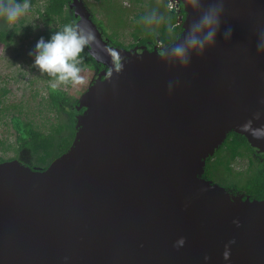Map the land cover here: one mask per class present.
<instances>
[{
    "label": "water",
    "instance_id": "water-1",
    "mask_svg": "<svg viewBox=\"0 0 264 264\" xmlns=\"http://www.w3.org/2000/svg\"><path fill=\"white\" fill-rule=\"evenodd\" d=\"M180 2V35L149 50L110 44L70 0L104 70L65 153L0 163V264H264V201L202 178L231 132L264 153V0Z\"/></svg>",
    "mask_w": 264,
    "mask_h": 264
},
{
    "label": "trees",
    "instance_id": "trees-1",
    "mask_svg": "<svg viewBox=\"0 0 264 264\" xmlns=\"http://www.w3.org/2000/svg\"><path fill=\"white\" fill-rule=\"evenodd\" d=\"M41 1L40 8H35L38 21L43 24L45 30L37 32L29 42L37 55L40 70L46 82H58L63 84L75 72V67L80 64L89 69L94 67L100 72L103 67L94 62L89 56L86 45L80 41L75 42L72 37L76 22L73 12L69 9L70 0H0V48H9L18 39L28 41L33 28L24 27L20 20L18 25L5 20L7 11L14 8L27 9L37 5ZM140 5L145 0H128ZM160 2L165 12H160L159 21L151 25L153 32L143 39L134 37V44L119 48H132L137 45H146L149 50L159 42L167 47L175 42L181 33V29L175 27V16L167 10L165 0H149L146 5L149 8H159ZM113 14H119L120 24L124 25L121 12L112 9ZM142 20L144 12L134 16ZM92 21L93 18L91 17ZM11 24V25H10ZM146 25L147 23L144 22ZM144 25V26H145ZM145 27H140L143 29ZM138 39V40H137ZM68 87L70 84H67ZM47 102L55 114L63 117L62 120L52 123L46 132L38 130L29 121H24L20 116L12 115L11 127L14 131V144L8 145L6 150H11L13 158L2 159L0 163L20 158L31 169L44 170L56 158L65 153L74 138L76 115L82 111H75L77 99L69 96L57 86L47 85ZM7 94L6 90L0 92V105L2 98ZM3 143L0 141V145ZM3 146V145H2ZM245 159L246 170L236 172L234 163ZM202 178L223 187L233 195L244 194L249 200L264 201V154L255 152L249 146L246 139L233 132L226 136L222 145L215 151L212 157L205 160Z\"/></svg>",
    "mask_w": 264,
    "mask_h": 264
},
{
    "label": "rangeland",
    "instance_id": "rangeland-1",
    "mask_svg": "<svg viewBox=\"0 0 264 264\" xmlns=\"http://www.w3.org/2000/svg\"><path fill=\"white\" fill-rule=\"evenodd\" d=\"M149 0H145L147 3ZM86 10L93 18V23L101 31L102 37L110 44L128 47L134 44V37L143 39L153 32L151 26L154 20L144 26L142 20H137L134 16L142 11H147V15L155 14L152 8L147 5H135L128 0H82ZM43 2L39 1L36 6L21 9L14 8L7 11L5 20L13 25H18L22 20L24 27L33 28L28 41L16 40L9 48H0V92L6 90L7 94L2 98L0 105V158H13L15 154L11 150H6L8 145L14 144V131L11 127L10 118L12 115L20 116L22 120L31 122L34 127L42 132H46L49 125L63 117L55 114L50 109L47 102V85L57 86L74 99L80 96L93 83L98 71L96 68H86L78 64L75 72L66 79L63 84L58 82H46L40 70L37 55L29 42L37 32L45 30L42 23L38 21L35 8H40ZM113 10L123 11L122 17L124 25L120 24V13L113 14ZM160 11V9L158 10ZM147 21V20H146ZM148 22V21H147ZM10 24V25H11ZM140 27H145L139 29ZM137 39V40H138ZM67 84H70L68 87ZM24 164V160L17 158ZM245 159L237 160L234 163L236 172L246 170Z\"/></svg>",
    "mask_w": 264,
    "mask_h": 264
},
{
    "label": "built area",
    "instance_id": "built-area-1",
    "mask_svg": "<svg viewBox=\"0 0 264 264\" xmlns=\"http://www.w3.org/2000/svg\"><path fill=\"white\" fill-rule=\"evenodd\" d=\"M166 8L175 16V27L182 28L185 20V12L180 0H165ZM156 49H165L166 47L157 42L154 46Z\"/></svg>",
    "mask_w": 264,
    "mask_h": 264
},
{
    "label": "flooded vegetation",
    "instance_id": "flooded-vegetation-1",
    "mask_svg": "<svg viewBox=\"0 0 264 264\" xmlns=\"http://www.w3.org/2000/svg\"><path fill=\"white\" fill-rule=\"evenodd\" d=\"M142 6H144V5H146V3H142L141 4ZM160 7L159 8H156V9H153V11L155 12V14H152L151 16H148L147 15V11H142V13L144 12V16H145V18L143 17L142 18V21H143V23L144 22H146L147 24H149V19L151 18V23L154 21V20H160L158 17H159V14H160V12L161 11H163L164 13H166L165 12V8L163 7V5H162V3L160 2V5H159ZM148 7V6H147ZM149 8V7H148ZM70 9V8H69ZM160 9V11H158ZM148 22H147V21ZM146 24V25H147ZM145 25V26H146ZM153 25V24H152ZM148 27H152V26H148ZM137 46H140V45H137ZM146 46V45H145ZM147 47V46H146ZM148 48V47H147ZM129 49V48H128ZM103 67V66H102ZM102 70H104V67H103V69ZM101 70V71H102ZM255 152H257V151H255ZM258 153V152H257ZM260 154H264V153H260ZM242 195H244V194H242ZM245 196V195H244Z\"/></svg>",
    "mask_w": 264,
    "mask_h": 264
}]
</instances>
